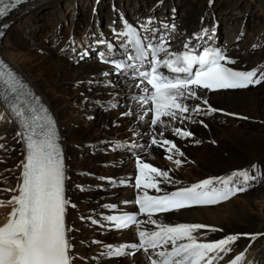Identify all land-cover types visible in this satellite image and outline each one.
I'll use <instances>...</instances> for the list:
<instances>
[{
	"label": "bare ground",
	"instance_id": "bare-ground-1",
	"mask_svg": "<svg viewBox=\"0 0 264 264\" xmlns=\"http://www.w3.org/2000/svg\"><path fill=\"white\" fill-rule=\"evenodd\" d=\"M124 1H109L112 2L110 11H113L118 22L115 21L114 16L111 18L112 14H110L107 23H103L104 25L94 24L98 35L88 38L86 34H81L85 45L88 41L113 39L121 31V19L127 16L142 24H146L148 19L155 20L157 23L161 22L162 25L165 22L168 32L173 33L183 42L193 37L199 30L212 31L214 29L218 33V29L215 28L219 24L218 19L215 20V27L209 20L213 15H217L223 26L221 30L226 35V37L222 36L224 38V40L221 39L222 47L228 52L229 58L236 61L231 65L241 71L253 69L264 71V52L253 54L247 51L250 46L256 44L257 40L264 39V19L254 17L260 7V10L264 12V0H253L256 1L254 4L244 0ZM95 2L96 0L93 2L91 0H45L13 25L4 39L2 51L10 60L13 68L39 91L59 123L70 177L67 186L68 198L78 207L75 210L71 208L68 210V223L75 226V230L69 234L73 264H147V256L141 252L136 253L134 257H126L119 261L110 260L105 255L107 246L117 247L124 245L125 242H133L138 234L137 230L107 232L92 226L91 223L92 220L103 222V219H100L101 215L109 213L111 205H117L121 199L134 196L130 189L120 188L119 183L115 185L107 181L105 183L97 181L103 177L112 182L126 179L135 172L133 171L134 159H131L130 155L124 151L112 154L115 156L110 157L99 153L98 159L88 158L84 151L86 143L96 144L97 151H107L105 141L107 143L109 140L115 141L116 139V141L126 140L130 144L145 148L151 157H143V161L169 172L171 182L160 184V188L165 192L190 186L204 179L226 177L234 171L251 169L253 164L264 168V82L258 88H249L245 90L246 92H219L208 98L203 92H197L201 99H188L185 103L190 105L191 109L199 105L204 111L197 114L198 116L190 110L185 115L188 118L182 122L179 119L170 121L166 117L165 121L168 126H152L149 114H146V108L134 102L133 99H127L131 92L137 90L134 82L128 83L119 79L114 82L109 77H103L102 73L105 69H100V73L97 71L101 65L91 60H82L79 54L83 50V45H81L83 43L77 46L78 40L73 39L70 33L72 25L68 26L59 47L57 46L59 42L57 37L61 34L59 24L63 20L67 21L72 9L84 13L82 32H89L94 21L97 20V17L93 18ZM176 4L183 7L179 24L175 19L161 18L163 7H172ZM63 5L68 6V9L62 7ZM159 5H162V8L156 9ZM104 12L107 13L106 8ZM73 17L72 15L71 21ZM253 18H256V21H250L253 29L246 37L244 47L235 50L231 42L238 38L237 33L243 24L248 23L247 19ZM40 21L43 26L46 25V21L50 23L48 33L51 34L50 40L52 41L46 46H43L41 42L34 43L27 40L30 35H34V28L37 24L39 25ZM102 27H106L104 32ZM56 41L58 42L55 43ZM67 41H72V43L69 42V44ZM56 46L58 49L67 46L63 48V53L66 52L72 59L68 55H63L60 52L61 49L58 51ZM28 54L34 57V61L27 59ZM71 60L76 64L84 63H80L77 67L70 62ZM101 68L104 67L101 66ZM98 81L108 83L106 87L111 88L109 97L101 86L91 85L92 82ZM93 94L94 97L99 94L100 98L111 100L112 103L103 106L104 109L106 107L110 109V105H117L116 100L124 96L126 97L124 107L119 108L118 111L110 109L109 113L99 114L98 122L100 123L96 126L86 121L82 124L73 122L72 115L77 112H89L90 114L97 112L92 110L90 105L82 106L78 111V106L73 107L86 102L87 98ZM204 99H207V104L203 103ZM209 106L217 111L205 114ZM0 117L4 121L0 131V145H3V148H0L1 227L3 223L8 222L14 207L8 201L13 195L18 194L16 188L22 181V165L25 161L26 149L18 124L12 119V114L1 100ZM241 117L246 119H241ZM110 124L119 125L115 128H107L106 125ZM205 124L208 125V129H204ZM176 127L190 131L193 135L183 142L172 131ZM161 132H163V137L159 135ZM150 136L173 141L184 156L173 153V160H169L167 158L169 153L163 147L152 145ZM90 149L94 150V147L91 146ZM149 159L154 162H149ZM175 159H180L182 164H175ZM108 162L112 163L108 164ZM170 164L177 167L179 171L169 168L167 165ZM91 175H97L99 179L94 180ZM234 183L239 184V180L237 179ZM79 185L87 192L78 190ZM153 219L169 225L199 223L222 229L218 232L202 229L199 233L202 242L217 241L227 235L249 234V236H241L233 245L234 251L224 256L219 262H230L236 255L243 254L245 259L242 264H264V181L255 184L247 192L237 194L235 199L232 198L216 206H204ZM251 235H256L257 238L252 240ZM96 241L101 245L96 246L94 243ZM96 259L98 262H95Z\"/></svg>",
	"mask_w": 264,
	"mask_h": 264
},
{
	"label": "snow or ice",
	"instance_id": "snow-or-ice-1",
	"mask_svg": "<svg viewBox=\"0 0 264 264\" xmlns=\"http://www.w3.org/2000/svg\"><path fill=\"white\" fill-rule=\"evenodd\" d=\"M24 0H0V19L10 11L21 5ZM147 23H151L148 21ZM145 31L147 28L145 27ZM3 33H0L2 35ZM121 35L128 38L134 45L135 59L141 64L148 58L147 48H151V55L155 57L150 71H139L138 76L151 86L145 87L144 96L139 98L142 104H152L149 109L153 116L152 126H168L165 117L170 121L187 119L184 114L190 109L185 103L188 99H201L197 89L208 91L243 89L259 85L264 82V71L257 69L237 71L226 65L236 61L227 57L226 52L208 48L202 55L192 54V49L185 45V51L170 52L163 44L158 47L142 42L137 29L125 23ZM202 37H197L200 39ZM164 53L167 58H160ZM129 60L133 57L129 56ZM105 63L110 61L105 59ZM114 63L116 69L136 68V65H127L124 62ZM161 68L167 69L172 76L164 74ZM195 68V71H194ZM0 83L6 85L7 91L0 92V100L11 110L20 126L25 129L20 133L26 143L27 156L23 163L22 183L16 188L17 195H13L8 203L14 205L8 222L0 227V264H72V244L68 237L71 230L66 226L65 216L70 201L65 197V165L55 122L47 109H39L44 113L43 122L36 130L38 115L31 119L21 106V97L31 95L22 79L9 70L0 61ZM207 104V99L203 100ZM32 113L38 110L35 107L28 109ZM195 114L202 110L199 106L192 108ZM217 109L209 106L205 114L215 113ZM227 115V113H225ZM241 119H246L241 117ZM207 127V125H205ZM176 136L188 138L192 132L179 127L172 129ZM163 137V132L159 134ZM151 144L163 147L169 160H173V153L181 157L184 153L176 143L168 139H151ZM116 147H122L117 145ZM3 148V145H0ZM174 163L181 165L180 159ZM139 175L135 184L137 190L145 189L135 200L139 213L147 216V220H138L135 214H121L105 217L112 222L116 229L123 230L135 226L138 233V243L124 244L117 247L107 246L105 255L122 257L134 255L143 251L150 264H219L224 256L234 251L233 245L241 236L249 234L227 235L217 241L202 242L200 231L207 229L210 232L222 231L215 227L203 224L179 223L164 224L153 219L154 215L179 211L194 206L216 205L226 202L239 193L247 192L255 184L264 181V168L253 164L251 169L232 172L229 176L205 179L199 183L179 188L163 195H149L146 189L161 192L160 184L171 182L168 171H163L139 157L136 159ZM239 180V184L234 181ZM12 191V190H5ZM2 203V202H0ZM114 207V206H113ZM96 223V221H92ZM153 225L154 230H140L142 225ZM251 235L250 239H256ZM128 249L133 251L129 252ZM243 254H238L230 264H242Z\"/></svg>",
	"mask_w": 264,
	"mask_h": 264
},
{
	"label": "rangeland",
	"instance_id": "rangeland-1",
	"mask_svg": "<svg viewBox=\"0 0 264 264\" xmlns=\"http://www.w3.org/2000/svg\"><path fill=\"white\" fill-rule=\"evenodd\" d=\"M94 0H91V2H93ZM110 0H99V1H97L96 0V2H95V4H93V7L95 8L94 9V13H93V18H96L97 20H95L94 21V23H93V25L91 26V29H89V32H82L83 31V28H84V23H83V20H84V16H83V14L84 13H81V12H76L74 9H72L71 11H70V15H69V17L67 18V21H62V22H60V24H59V27H60V33L61 34H58V36L60 37H57V39H59V42L58 41H56L55 43H57L58 42V44H57V46L59 47V45H60V42L62 41V38H63V36H64V33H66V31L68 30L67 28H69L68 26H71L72 25V27H71V30H70V33L72 34V37H73V39H77L78 40V43H77V46L78 45H80V43L82 42L83 44H81V45H85L84 44V42H83V39H82V37L83 36H80L81 34H86L87 36H88V38H91V37H93V36H96V34L98 35V33L95 31V25L96 24H98V25H100L101 26V24L102 25H104L105 23H107V19L110 17V14H112L111 15V18L114 16L115 17V21L117 20L116 19V16L114 15V13H113V11H110L111 10V7H112V2H109ZM114 1V0H113ZM124 1V0H123ZM244 1H249V2H251V3H256V1H253V0H244ZM123 3H125V1L123 2ZM258 5V4H257ZM256 5V6H257ZM62 7H65V8H67L68 9V6H65V5H63ZM106 8V11H107V13H105L104 12V10H105V8ZM117 7V6H116ZM162 8V5H159V6H157L156 7V9H158V8ZM100 8H101V10H100ZM182 6L181 5H174V6H172V7H163L162 9H161V11H163V14H162V17L161 18H167V19H175V20H177V24H179L181 21H180V19H181V17H182ZM66 9V10H67ZM261 9V7L259 8V10H257L256 11V13L254 14L255 16L254 17H256V16H258L259 18H261V19H264V12H262V10H260ZM103 10V11H102ZM260 12H262L261 14H260ZM72 15L74 16L73 17V20L71 21V19H72ZM104 15V17H102ZM116 15H117V13H116ZM157 15V14H156ZM98 18H100V19H98ZM239 18V17H238ZM216 19H218L217 21H218V25L216 26V24H215V20ZM210 20V22L213 24V27H215L216 29H218L219 31H220V35H222V36H225L226 37V35H224V33H223V31L221 30V28L223 27L221 24V22H220V20H219V18H218V16L217 15H213L212 16V18L211 19H209ZM252 20V22H255L256 21V18L254 19H247V21H248V23H246V25L245 24H243V27L239 30V32L237 33V35H239L238 36V38L234 41V42H231V45L234 47V49L235 50H240L241 49V47H244L243 45H244V43H245V40H246V37H248L249 36V34L251 33V31H252V23L250 22ZM80 21H82V22H80ZM64 22V23H63ZM73 22V23H72ZM116 22H118V21H116ZM104 23V24H103ZM50 23H48L47 21H46V25H44L43 26V23L40 21L39 22V25L37 24V26H35V33H34V35H30V37H28L27 38V40L28 41H31V42H34V43H39V42H41V44H43V46H46V44H49V43H51V41L52 40H50L51 39V34H49L48 33V31H49V29H50V27L48 26ZM95 24V25H94ZM63 25V26H62ZM77 25V26H76ZM106 27H102V31L104 32V29H105ZM246 28V29H245ZM108 31V30H107ZM225 31V30H224ZM74 33V34H73ZM222 33V34H221ZM77 34V35H76ZM35 38V39H34ZM30 39V40H29ZM68 43L70 42V41H67ZM226 42H227V40H226ZM226 42H224V44L226 43ZM70 43H72V41L70 42ZM69 43V44H70ZM57 46H56V48H57ZM63 48H67V46H64ZM63 48H57V50L59 51L60 49H61V53L64 55H68V56H70L69 54H67L66 52H64L63 53ZM253 48H261V49H257V50H255V49H253ZM10 49H12V48H10ZM247 51H249V53H253V54H257V53H263L264 52V39L263 40H257L256 41V44H253L252 46H250L249 48H248V50ZM254 51V52H253ZM32 56L30 55L29 56V54L27 55V59L29 60V61H34V57H32ZM70 59H72V57L70 56ZM70 62H72L73 64H75L77 67L80 65V63H84V62H80V63H78V64H76V62H74V61H70ZM103 69L104 70V68H101V66L99 67V69L97 70L99 73L101 72V70ZM86 84H88L86 81H84ZM91 85H93V86H95V87H98V86H101L104 90V93L108 96L109 94H111V92H110V87H106L107 85H108V83L107 84H105V83H103V82H92L91 83ZM106 88H108V89H106ZM109 91V92H108ZM239 92H241V91H239ZM242 92H244V91H242ZM246 92V91H245ZM109 97V96H108ZM126 98V97H125ZM124 98V96L122 97V98H120V100L118 99V100H116V102L115 103H118V104H123L121 107L119 106V108H123L124 107V101L126 100ZM99 103H101V105H98ZM108 103H112L111 102V100L110 99H106V98H100V95L98 94V95H96L95 97H94V94L93 95H90V97H88L87 98V100H86V102H84V103H81V105L79 104V105H75V106H73L74 108H77V106H78V109H77V111L82 107V106H88V105H90V107L92 106V110H96L97 112H95V114H90V115H95L96 116V118H95V121H93V122H88L87 120H84V119H81L79 116V114H82V113H86V112H82V113H80V112H77V113H75V114H73L72 115V121L73 122H77V123H80V124H82L83 122L85 123V121L86 122H88L89 124H91V125H93V126H96V125H99V123L100 122H98V118H99V114H106L107 112L109 113V112H111V110L109 109V107H106L105 109L103 108V106H107V104ZM115 103H113V104H115ZM90 109V108H89ZM105 111V112H104ZM113 111V110H112ZM115 111V110H114ZM0 131H1V125L3 124V120H2V118L0 117ZM91 120V119H90ZM117 125H119V124H116V125H106V127L107 128H112V127H114L115 128V126H117ZM205 125H207V124H205ZM119 127V126H118ZM209 127H208V125H207V127H204V129H208ZM117 140V139H116ZM115 140V141H116ZM115 141H107V143H106V141H105V144L107 145V147H109L111 144H112V142H115ZM91 146H93L94 147V150L96 151V144H94V143H90V142H87L86 143V145H85V152H86V154H87V156H88V158H92L93 157V159H98L99 157V153L100 154H102L103 156H105V157H110V156H107V155H105V153L108 151V148H107V151H98V152H96V154H92V152L94 151V150H92V149H90V147ZM18 154V153H17ZM117 154V153H116ZM112 156H115V155H112ZM17 157H18V155H17ZM113 160V159H112ZM154 162V161H152V160H150L149 159V162ZM18 162V161H17ZM16 162V163H17ZM112 162H108V164H111ZM167 166H173V165H167ZM87 173H89V172H87ZM82 176V175H81ZM94 179H99L98 178V176L97 175H91ZM1 178V177H0ZM1 180V179H0ZM81 185H79V186H77V187H80ZM78 189V188H77ZM78 190H80V189H78ZM84 192H87V190L86 189H84ZM80 193H81V191H80ZM235 199V198H234ZM241 202H243V201H241ZM78 208V207H77ZM81 222V221H80ZM82 223H84V222H82ZM92 261L94 262V260L92 259Z\"/></svg>",
	"mask_w": 264,
	"mask_h": 264
}]
</instances>
